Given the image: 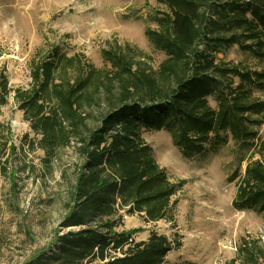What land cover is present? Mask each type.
<instances>
[{
	"label": "trees",
	"instance_id": "trees-1",
	"mask_svg": "<svg viewBox=\"0 0 264 264\" xmlns=\"http://www.w3.org/2000/svg\"><path fill=\"white\" fill-rule=\"evenodd\" d=\"M157 3L164 9L152 16L156 27L145 30L165 54L156 70L130 44L118 43L103 51L109 70L54 49L35 65L28 88L13 89L0 65V106L15 91L36 135L31 145L50 160L75 142L80 157L61 224L79 229L57 232L24 264H164L180 248L163 233L135 241V230L118 229L122 210L147 222L171 219L172 198L183 186L159 164L145 131H168L187 158L229 139L253 149L245 172L229 177L238 179L233 206L264 213V67L218 57L238 46L264 60V0ZM228 264H264V243L243 237Z\"/></svg>",
	"mask_w": 264,
	"mask_h": 264
},
{
	"label": "rangeland",
	"instance_id": "rangeland-1",
	"mask_svg": "<svg viewBox=\"0 0 264 264\" xmlns=\"http://www.w3.org/2000/svg\"><path fill=\"white\" fill-rule=\"evenodd\" d=\"M157 9H164L157 0H0V65L7 69L13 89L28 88L35 65L54 49L109 70L103 51L118 43L130 44L137 58L145 55L142 59L156 70L165 54L154 48L145 30L156 27L152 16ZM218 57L264 67V60L238 46ZM14 94L0 106V264H24L52 245L57 232L79 229L61 226L80 162L76 144L45 158L44 151L30 143L36 135ZM143 135L159 164L183 186L172 198L171 219L147 222L139 213L122 210L119 230H135V241L148 240L153 231L180 241V248L169 252L164 264H228L243 237L264 243V213L236 209L238 179L229 180L236 169L245 172L253 149L229 139L187 158L168 131Z\"/></svg>",
	"mask_w": 264,
	"mask_h": 264
}]
</instances>
